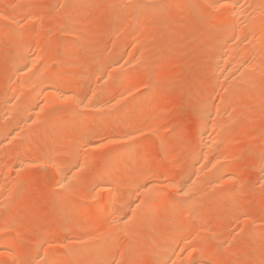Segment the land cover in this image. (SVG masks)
<instances>
[{"label": "rangeland", "instance_id": "rangeland-1", "mask_svg": "<svg viewBox=\"0 0 264 264\" xmlns=\"http://www.w3.org/2000/svg\"><path fill=\"white\" fill-rule=\"evenodd\" d=\"M72 1L73 0H64V1L63 0H0V25L2 24L0 26V129L4 128V126H7V127L9 126L10 128L14 130L17 129L18 131H21L24 128L23 129L24 131L22 130L20 132L21 134L26 132L25 133L26 136L25 134L21 135L18 132L19 137L20 136L23 137V138H19L20 140H22L21 142L18 139V137H15V138L10 137L8 139V137L6 136L4 138L5 140L8 139L7 141L1 139L2 137H0L1 139L0 141V207H1L0 208V213H1L0 214V227L2 226L0 228V231H2V228L4 230L0 232V235L5 236L8 233L7 235L8 237L6 238L9 239L15 245L18 251V254L14 253L15 256L13 257H7V256H4V254L0 255V257H2V259H0V263L1 264H9V263L10 264H19V263L23 264L21 262L29 261V264H33L32 261L29 260L31 259L30 255L31 253L33 254V250L35 251V249L37 248L35 246V244L38 243L37 241L40 242V239H42V237H44L45 235H47L48 238L59 240L58 242L59 244L57 243L59 246L56 244L57 247L56 245H54L53 247L54 249L56 248L55 249L56 252L54 251L53 248L51 249L53 254L55 252L54 255H56L63 251V248L61 249L60 247L70 245L71 242L72 244L74 242L76 243L75 240L76 239L79 240L81 238V236L79 238V236L77 237V235L78 234L81 235L85 229L87 230L85 231L84 234H88L86 235L87 237H90L91 232L95 233V235L92 234L93 236H97L106 229L105 224L103 223V217H101L103 216L102 214L101 215L100 214L89 215L86 213H82L80 215L78 212L77 205H79V203L80 204L83 203L82 204L83 206L86 205V207H88L92 205V202L96 201L95 199L97 198L96 196L98 197L104 196L103 195L104 191L101 190V187H100L101 184L98 185V183L95 182V184L97 183V185H95L94 182H92L89 178H90V175L93 173L92 170L95 171V169L97 170V168L101 169L100 166L102 167V165L105 163V158H107V156L111 153V151L118 149L119 147L123 145V143L127 145L126 144L127 142L121 141V138H120V136L122 137L121 133H123V135L125 134L123 131H125L126 128L130 130L131 128L134 130L136 129L137 132L134 130L132 131V136L134 135L133 137L135 139L133 138L131 139L132 141L131 140L130 141L132 143V146H136L137 148L140 147L141 149L137 150L138 154L135 156L136 159L133 158L130 160V163L128 162V164L125 166V170L123 169L125 172L123 171L117 177L118 179H115L112 182V184L113 185L116 184L117 189L118 190L121 189L120 190L121 192L123 191L129 192L130 188L133 187L132 186L133 184L130 185L132 183V180L130 182L129 178H132L134 174L138 175L142 173V170L145 167L144 165H150L154 169L149 174V178H152L151 180L155 181L154 183L161 182L162 184L159 183L161 184L160 188L162 189L163 187L162 190L157 189L156 191H154L155 193L157 192L159 193V196L155 199L157 200L160 197L161 199H166L167 201H173L174 199H178L179 191H182L179 189L180 183L182 182L180 185V188H181L183 187L182 184L186 183V182L183 183V181L189 179V177L193 178L196 176L193 174L194 173L193 170H196L197 167L194 168L192 165H189L190 167H193V168H190L189 166L186 167L183 164L186 163L185 161L191 156V154H193L194 150L204 148V145L201 141L200 133L198 132L199 124H200L199 113L201 112L200 110L203 109V106L201 107V105L202 104L204 105L208 99L215 103V107L211 111V113L212 112L214 113H212V116L210 115L211 116L210 118L212 120H210L209 118V122L211 121H213L212 123L217 122V118L219 120V118L221 117L220 114H222V117H221L222 120L221 118L220 120L222 122L225 120L227 124L226 126L224 125V130L225 132H228L226 137L229 135L228 137H230V140L228 141V137L226 138L228 142L226 143V146L225 144H223V142H226L222 135L223 133L219 131L222 129L224 123L221 122L222 127L221 129L218 128L219 130L217 129V127H219L220 125L219 121L218 123H216L219 125L217 126L215 124L216 127L214 129H213V126L210 125L211 127L209 126V130H208L209 132H206V136L211 135L210 137L215 138L214 137L215 135L216 138H220L217 136V134L219 135V133H221L222 135L221 140L222 139L224 140L220 142V140L218 139L221 145L220 147H218V150L221 149V147L223 148L222 145H224L223 150L225 153L221 154L222 152L221 153L219 152L218 154H221L220 156L225 155L226 157V153H227V157H229L227 159L228 164L225 161L227 166H225V168L223 169V170H226L227 172L226 171H223V172H226L225 174L228 173V175L231 174V176L228 177V180L231 179L229 181L230 183L229 182L225 183L226 182L225 180H227V175H226V178L222 180V181H225L223 182V184H222V181L221 182L219 181L220 185L218 183H214L213 180H212L213 183H211L209 181V178H207L205 181L208 180L212 185H209V183L207 184L206 182V183H203L202 190L200 189L201 188L200 187L199 189L194 191L195 196L192 201V204H191L192 207L190 208V210L193 212L192 214H194V217H195V213L196 215H199V213L202 214V215H199L201 222H200V219H195L194 221L193 220L194 218H191L192 220H189V221L187 220V222L186 221L181 222L179 217L182 214V211L184 209L183 207L181 208L179 207V209H177L178 214L175 209L172 210L170 212L171 217H169L170 215L168 216V218H171V219L165 221L164 219H162V217H164L163 213L165 212L164 213L165 215L167 212H169L168 211L169 202L167 201L164 202L165 200H162L163 201L161 202L163 203L162 205L161 203L160 204L158 203L160 206L158 204L155 205L156 207L150 206L151 210L148 211L147 213L151 216V214L154 212V214L152 215L153 216L157 215V217L159 215V218H160V215L162 214L161 215L162 220L160 219L161 222L159 223L160 220L157 219L158 222L157 221H156L157 223L155 222L157 224V225L155 224V226L153 222H151L152 216L151 218H149L150 216L147 217L144 215L148 207L145 210L141 208L138 214L139 213L142 214V215L139 214L141 219L143 215L145 219L147 218L149 219L151 224L150 222H148V219L146 220L149 223L147 224L150 225L149 227L145 225L146 223L145 224L141 223L143 221L139 219L140 217H138L139 221L138 220L135 221V226H134V223H133L134 221H133L132 224H129L131 227L129 225L120 227L119 224L116 223L117 221L116 222L115 220L113 221V218L115 216L114 217L110 216L111 210L108 211V215L112 219V221L110 220V218L106 220V225H107V221L110 220L109 225H107V228L111 224L109 228H112L115 230L114 235H113L114 239L112 237L111 249L107 253L108 254L107 258H110V259L112 258V259L108 261L111 262V264H117V263L119 264L120 263L121 264H155L154 263L156 262L155 258L156 260L158 259L157 257H155V253L154 254L149 253L150 256L148 254L147 257L144 256L140 258L139 260L137 259L136 256H139L141 254L140 253L141 248L146 249L148 247L149 245L148 241L151 240V236L153 239L150 243H152L153 240L155 241L157 238L159 239L157 241L163 245V243L165 244L166 241H168V239L169 240L172 239V236L175 232L177 234L181 232V234L188 236L189 239L193 238L192 240L190 239L188 241H185L186 243L189 242L188 243V245L190 244V246L188 247L189 249L191 246H195V245L205 246L207 244V246L205 247H207L210 252L209 259H213L215 261V264H264V181L261 180V177L264 176V171H262V169H264V164L261 163V161L264 160V109H263L264 108V105H263L264 104V77H263L264 76V59H262L263 57L261 58L260 64L262 66L260 68H259V64L257 65L258 61L256 62L257 69L259 68V71H260V69L262 68L261 72L263 71L262 73L260 72L263 75V76L261 75L262 79L260 78L261 83H260V79L254 80V79H250V77H247V80L249 81V82L248 81L245 82L247 83V85H245L244 83V85H240L238 88L232 87L231 89H228V92H227V88H230L229 87L230 84L226 85V82H224L225 80L223 78L216 79V77L218 76L217 75L218 71L216 70L217 69L216 64L218 63H216V61L212 62L211 61L212 57H210V56H215L217 53V50L213 48L211 49V42L213 41L212 39L213 36L215 38L218 15L221 14L224 8H217V9L211 8L210 6L204 4L201 0H180V1L173 0L174 3L173 2H172L173 4L170 3L169 8L166 10L167 12L164 11V12H158L156 14H151L150 10L158 5V2H156V0L146 1L143 4V6H146L144 8L145 10L146 9L147 10L143 13L138 11L139 9L136 8L138 7V5L136 3L131 2V0L129 1L119 0L121 1L122 4L124 3L122 5L119 2L121 6L117 4L118 3L117 0L115 1L113 0V2L116 4L112 3L111 6H110V2H112V0H84L81 2H79L78 0L79 3L77 2V0H74V4L72 3ZM157 1H159L160 3V0H157ZM190 1L191 3H189ZM247 1L248 0H244V1L242 0L244 4L242 2L240 4L247 5ZM260 1L263 2V0H260ZM65 2L68 8L72 4L73 6L74 5L76 6V4L78 3V5L76 6L75 13L70 10L71 7L73 6H71L69 9L65 8L66 6L64 4ZM68 2L69 3L71 2V4H68ZM98 2H100V4H98ZM187 2H188V5H187ZM249 2L250 1H248V3ZM107 5L112 7V9L109 8L110 10L109 9L107 10L108 8ZM199 7H204V9L207 10V14L203 18L202 22L199 21V18L197 17ZM19 8L21 9L19 10ZM260 8L258 9V12L261 11ZM218 9L220 11L219 13H218ZM68 10H70V13L73 12L74 15H72L73 13L70 14L71 15L70 17L66 15ZM134 10L136 12L138 11L137 13L138 15L135 14L136 12ZM111 11L115 12V14H113V12ZM261 12L258 15L256 14L255 16L256 20H260L261 23L257 26L255 25V27L251 29V34H253V31H254V34L256 36H257V33L260 31V29L261 31L263 30L261 32L262 34H260L259 37L261 35L262 36L264 35V19L263 17L261 18V16H264V9ZM11 13L12 15L10 16ZM16 13L18 17H16ZM134 14H135L136 20L133 19ZM215 14L216 15L218 14V15L216 16ZM3 18L5 19L7 18V20ZM12 19L14 21L17 19L16 20L17 23L15 21V24H14V21H12ZM19 20L21 21V23L19 22ZM31 20L32 22H30ZM3 24H4V27H3ZM70 26H71V29H69ZM14 27H17V28H14ZM72 28H75L74 29L75 32L71 31L72 33H70V30H72ZM37 35H38V38H37ZM256 36H255L256 42L254 41V43H251L247 41L249 43L248 45L251 44L253 47L255 46V43H256V45L258 44V46H255V47H257V49L260 47L259 49L263 51L264 47L262 46H264V42H258L257 39L259 37L258 36L256 37ZM247 42H244V43L247 44ZM7 43H9V45ZM229 43L234 44L236 43V40H234L233 42L229 41ZM244 43L242 45L240 44L242 48L244 46ZM237 45H234V47L237 46L236 53H235L236 56H234V59H237L236 61L238 62V59L239 61L240 59L244 60V56H247L245 59L249 57L250 60L249 58L247 59L248 60L247 62L241 60L239 64L243 62L244 66L247 67L249 63H252L250 64L251 65L250 68H252V66H254L255 68L256 66L253 64L255 61L253 60L254 62L253 61L251 62L252 58L255 57V55H253V50L250 52V49L252 48L251 45L244 46L247 52L246 51L243 52L245 53L244 56L241 54L243 58H240L239 53L243 51L244 48L241 50L240 49L241 47L239 46V44ZM29 47H31V49H29ZM23 49L27 52L26 54H24L25 51H23ZM28 49L30 51H28ZM237 50H239L238 53H237ZM254 51L256 52V50ZM29 52L31 53L29 54ZM258 52H260V50L257 51V53ZM33 53H35L34 55L36 56L39 55L38 53H40V55L43 56L44 58L48 57V62L46 63V69L47 68H48L47 70L53 69V71L51 70L53 74H55V72H57L58 74L59 71L61 70V72L59 73V76L61 77V79L66 85L74 86V88H77V89L80 88L79 94H77L78 96L76 95L79 101L83 100L85 102L87 100L85 103L87 105V102H89V98H90L91 99L90 104H91V101H93L92 102V105H93V103H95L97 99L98 100L100 99L99 101H101V100H104V98H106L108 100V101L105 100L107 101V104L108 102L109 104L111 103L109 105L110 114L108 113V111L104 115L98 111L93 110L92 107H90L91 105L89 103L87 106L83 104L82 106L84 107L83 109L82 108L76 109L75 105L73 104L71 100L65 101L64 98H62L64 99V101L62 99L61 101L60 99H57V101L54 100L56 102L52 101V103H49L51 101H49L47 98L43 97L42 95H39L38 98H33L34 100L33 101L31 99L33 95L31 96L32 93L29 92L30 89L28 90L27 88V89L21 90L20 88L15 86L16 85L15 83H17L20 78L19 76L17 77L14 71H10L11 70L10 68L13 67L10 65H12L13 63L12 61H14L17 58L16 55L23 54L26 56L27 54H29L33 56ZM247 53H250L252 55L250 54L248 55ZM237 54L239 57L237 56ZM261 54L262 56H264V52H262ZM10 55L12 57H10ZM49 57L50 59L52 58L53 60H50ZM207 58H210V59H207ZM256 59L260 60V58L255 57V60ZM210 61H211V64H210ZM50 62L51 64H49ZM77 63L83 65V69H81L80 71L77 70ZM113 64H115L114 67H113ZM66 65L69 66V69L67 71L62 72L63 66H66ZM244 66L243 67L241 66V67L244 68ZM254 68L252 69L255 70ZM114 69L115 70L117 69L116 72L114 71ZM13 74L15 76H12ZM107 78H111V79H108L109 80L108 81ZM114 79H116L117 82ZM249 83L250 84L252 83L254 87L251 84L249 86L252 88H250L248 86ZM219 84H221L222 87ZM11 85H14L15 87H17V89ZM83 85L86 87H84ZM95 85H97L99 89H96L97 86L95 87ZM218 85H219V90L221 91L220 93L218 92L219 91ZM87 86L89 89L87 88ZM9 87L12 91H14V89H12L14 87L17 92L13 96L14 98H12V102L14 104L18 102V105L16 104L18 108L20 107L23 108L21 105L24 103V101L25 103H30V102H27V101H30V99L32 100V103L36 102L38 103L36 105H39L40 107L46 106L45 108L41 109V113L37 118L38 120L34 117H32L30 120V116L32 115L30 116L28 115V119H26L28 121L24 119L25 117H27L26 116L27 113H29V112L25 113L24 111L27 108L28 104H26V106L25 104L23 105L25 106V109L23 108L22 111L24 114H26L24 118H22L23 115H20V114H23L20 111L21 108L15 110V107L17 106H15L13 103H12L13 105L11 106L12 109L11 107H7L5 105L6 94H7ZM100 87L102 88L101 93H100V89H101ZM107 87L112 89L110 93H106L104 91V89ZM81 88L85 90L83 89L81 90ZM87 89L90 91L88 92ZM19 90L20 92L21 91L24 92L26 95L25 94L21 95L19 93ZM63 90H65V88ZM97 90H99V92ZM256 90L258 91L257 93H256ZM93 91H95L94 93L98 92L100 95L102 94V96L104 94L106 95L103 98L102 96L100 97V95L97 93L95 95H92L94 94L92 93ZM226 93L229 94V95L227 94L229 97L226 95L227 98H226V102L224 103L221 99L222 97L225 98ZM245 93L247 96L245 95ZM17 94H18V98L22 97L23 95H25L26 97L23 96L22 98H19L22 101H20L19 99L17 101L16 99ZM144 95H147L149 97L147 98L146 96L145 98ZM250 95L252 96L250 97ZM219 96L221 99H219ZM34 97H37V95ZM137 97H139L138 98L139 101H141L142 98L144 99L143 101H141V104L143 102L145 103V104L143 103L142 105L138 107L139 114L137 113V115H139V117H137V115L133 113V110L134 111L136 110L135 112H137V109L132 110V107H131V104L134 102L132 101V99L136 98L135 100H137ZM240 97L243 99H240ZM26 98L29 100H26ZM42 98H44L45 101ZM82 98L84 99L86 98V99L84 100ZM218 99L220 100V103L222 101L224 104L220 105V103L218 102L219 101ZM149 100L151 103H149ZM67 102H71V103H67ZM226 103L229 105H225ZM29 105H33V104H29ZM144 105H147V106L149 105V107L144 106ZM3 106H5V108ZM220 106L223 108H226L225 109L226 111L224 112V109H222L221 111ZM145 107L146 109H144ZM72 108L74 110H72ZM120 108L122 110V113H120L121 111ZM7 109H8V112H7ZM17 110L20 113L19 115L18 113H16ZM142 110L145 112H143ZM74 111L81 112L80 114L82 115H79L81 117H83L84 114L88 118L91 117V115L92 117L93 116L105 117V118H102L103 121L105 122L102 124V130L95 135L94 134L92 136L90 135L91 137L89 136L87 138L85 143H83L84 145H81V142L80 144H78L79 141H73L72 139L69 141L70 143L69 142L67 143L66 141L64 142L62 140L61 143L64 142V144H61L60 145L61 147L59 148L58 145L60 144L61 139L60 140L56 139V144L58 143L59 144L56 145L57 148L55 151L52 150L56 147V146L53 147L55 143V138H58V137L60 138L62 135H67V134L64 131V129L63 130L59 129L60 132L63 131L62 134L58 133L59 130L56 129L55 130L56 132L54 131L48 136L47 126L56 119H57L56 122H58L60 120L67 119L69 117V114L72 115V114L77 113ZM216 111L217 113L215 114ZM54 112H56V115ZM13 113L15 114V120L13 118L14 117ZM150 113L151 115H149ZM11 114H12V117H11ZM49 114H50V117H48ZM18 116L20 117L22 116L21 117L22 120L21 118L19 119ZM153 116L155 117L160 116L161 117L160 123L157 124L156 122L157 118L155 119V117ZM214 116L217 118H214ZM237 116L239 118H237ZM54 117H56V119H54ZM226 117H229L231 119L228 120L229 118L226 119ZM11 120H14V121H11ZM49 120L51 121L50 123H49ZM135 120L138 122V123L136 122L137 126L140 124L138 126L139 129L137 128V126H135V123L132 122ZM130 122L134 123V126L136 128H133L134 127L133 124H132L133 127H131ZM33 123H35V125ZM14 125H17V126H14ZM225 127L227 128L225 129ZM19 128L20 129L22 128V129L19 130ZM211 128L214 130L212 131L213 134L214 132H217L213 136L211 134L212 132H210ZM31 129H33L34 132L30 134V132L32 131ZM39 130H41V134ZM73 130L74 131H70L72 134H74L75 132L77 133L78 131L77 129H73ZM53 133H54V136L52 137ZM55 133H57V135ZM109 133L111 134V136ZM29 134L31 136L33 135V137H30L31 141H28L29 139H27V141L24 140L25 138L29 136ZM50 136L53 138V140L51 139ZM107 136H110L109 138L110 141L108 140ZM11 138L13 139V141ZM153 139L156 141H154ZM44 140L47 141L46 142L47 145ZM160 140L161 142L163 140L166 141V146L164 147V149L163 148L160 149V146H161L160 145L161 142L159 143ZM89 141H91L92 144L89 143L88 145ZM50 142L52 143L50 144ZM109 142H111L112 145H109L110 144ZM217 142H216V148L217 146H219L217 145ZM128 144H130L129 141H128ZM156 144H157V148H156ZM21 145H23L24 146L23 148L27 149L28 154H30L29 156L27 155L29 160L26 159V162H29L27 163L28 167L27 166L22 167L24 168V173H23L22 168H21L22 170L20 169L19 172H17L15 169L16 167L15 157H17V153L20 151V148L23 149ZM36 145H37V148H36ZM62 145L63 146L67 145V148L65 146L63 147ZM50 146L52 147V149L50 148ZM42 147L44 149H42ZM47 148L49 149V155L53 151L54 152L52 154L54 153L57 154L58 152L57 156L55 155L53 156L51 154L54 158L57 157L56 158L57 161L58 160L62 161L64 159V156L66 155L65 152L70 153V151H73V150L75 152L73 151L74 154L72 152L71 154H73L74 156L79 153L77 159L75 158L76 161L80 160L81 157L83 158V160L81 158L82 161L80 160L77 163L76 161H74L76 164L72 161L75 164L73 166H76L75 168L77 170L80 169L78 170V172L75 170L76 171L75 177L77 175L76 178L78 180V181L73 180L75 181V185L73 181H71L70 182L71 187L69 186V188L67 189V188H62L58 184V179H59L58 173L59 172L57 173L58 170L55 169L53 165L56 161L53 159L54 162H51V160L49 161L47 159L49 157L45 155V152L48 153ZM37 149L40 152V153L38 152L40 157L36 153ZM41 149H42V152H41ZM32 152L34 156L36 154L37 155L34 157L32 155ZM62 152H64V154ZM84 152H86V154ZM42 153L45 155L44 158H46L47 161H49L51 164L49 162H46V160L43 158V155H40ZM215 153H217V151ZM215 153H213L214 156H216ZM71 154L68 156H71ZM30 157L31 159L32 158L34 159L31 160ZM223 157L224 156H222V158ZM50 158L52 159V157ZM216 158L220 159L219 155L218 157H215V159ZM43 160L45 161V164ZM96 161L99 162L98 164L100 166L96 164L97 163ZM206 161L207 159L203 160L202 163L204 162V164L201 163V165L198 166V169L200 166H203L208 163V165L205 166V168L207 167V170H206V173H207V171H210V169L208 168H213L214 166L213 163L215 162H213L214 161L213 159L212 161L213 166L210 167L211 161H208V162ZM79 162L80 163L83 162L82 165L84 166L82 167V165ZM77 165L78 167L80 166L81 168L80 167L78 168ZM95 165H96V168L94 167L95 168L94 169L93 166ZM130 165H132V167ZM180 168L182 169L181 171H180ZM198 169L195 171V174L196 172L198 173ZM213 169L211 170L213 171ZM26 171H27L26 173L27 175L31 174L30 177L24 175ZM30 171L31 173L28 174ZM203 171L205 172V170H201V173H203ZM88 172H91V174H89ZM169 172L171 173L170 175H169ZM79 173L81 176L79 175ZM191 173L193 177H191L192 175H189ZM206 173H203L204 176L203 175L202 176L205 177V175H207ZM239 173L241 174V176H239L240 175ZM225 174H223L224 177H225ZM163 176L166 177V179L163 178ZM76 178H73V179H76ZM168 179H170V181H168ZM172 180H175V183L181 180L180 183H177L179 184L178 188L171 186V184L174 182ZM199 182L201 183V181ZM128 184L130 185L129 186L130 188L126 187L128 186ZM204 184H207L209 186L206 185L207 187L205 186L204 188ZM221 185L222 186L225 185L224 186L225 190H226V186H228L227 190H232L234 188L232 190L233 192H231L232 193L230 196L231 199H228L230 201L224 204L218 201L221 195L220 191L222 192V190H224L223 188H221ZM229 185H231V187ZM147 186L149 187V185ZM122 187H126V188L123 190ZM139 189H140V192L139 190L136 191V195L134 192L132 194L133 197L129 198V200L130 199L133 200L134 198L133 201L129 202V203L132 202L131 205L133 203H137L138 199H139L138 201H140L138 202V204L142 203L141 201H143V203L147 201V199L145 198L143 194V191L147 189L145 187L139 188ZM68 190L69 191L72 190V191L68 192ZM160 191L162 193H160ZM197 193L199 194V196ZM134 195L136 198H138L137 200H135ZM196 195L198 196V198ZM120 199L119 200L122 204L126 205L127 208H130L129 207L130 204H127L128 202L126 203L125 199L124 200L122 198ZM161 199L159 201H161ZM64 200H66V203ZM19 202L22 206L24 204L25 207L24 206L21 207ZM87 203H88V206H87ZM4 204L7 207L5 206L4 208ZM230 204L231 206H228ZM223 206L224 208L226 207V209H224ZM160 207L163 209L162 210L163 213L160 210ZM131 208L134 209V207H131ZM223 209H224V212H226V214L228 215L230 214L229 217L225 213L221 215V213H223ZM3 211L5 212L3 213ZM140 211L144 213H141ZM219 212H220V217H218ZM176 214H177V220H175ZM201 216L203 218H201ZM65 218L67 219L66 222L68 224L64 223ZM70 218L72 221L70 220ZM59 219L60 220L63 219L62 222ZM153 220L155 221L156 219H153ZM65 224L67 225V227H65ZM152 224H153V227H156L157 229L160 227L159 231L161 228L162 229L167 228L168 230L170 229L172 231L169 232V234L167 233L168 235L167 234L161 235L159 236L160 238L156 237V234L154 233L157 230L156 228H153L154 231H152L153 230L151 228ZM72 225L73 226L75 225V226L72 227ZM115 225H117L118 227ZM173 225H175V228H173L174 227ZM204 226L207 229L202 230ZM199 227L201 228L198 229ZM71 228H72V231H71ZM143 228H145V230L147 231L151 230L152 231L150 233L151 236H149L150 234H146L148 232H145ZM61 229H63V231ZM141 230L143 232L142 234H139V235L136 234V232H139ZM247 230L248 231L251 230V232L250 231L248 232ZM96 232H99V233L96 234ZM144 232H145V235H143ZM191 232H193L194 234L196 233L197 235L198 233L200 234L197 237ZM76 233L78 234L76 235ZM41 234L43 236H41ZM58 234L61 236H59ZM157 234H158V231H157ZM56 235H58V239ZM75 235H76V238H75ZM147 235L150 237L149 240H148ZM1 236L0 238H2ZM82 236H83L82 238H87L84 235ZM175 236L176 234L174 235L173 238H175ZM62 237L63 238L66 237V238L63 239ZM194 237L196 238V240ZM197 239L199 240L198 242H197ZM0 240L3 241V239H0ZM62 240L64 244L61 242ZM185 242H183L182 244L183 246L182 245L180 246L181 244L180 243L178 247V249H180V247H183L180 249L181 252H183L182 254H184V251L182 250L185 247L184 246ZM145 243L147 246H145ZM1 244H3V242L0 243V248L3 246V245L1 246ZM46 245L47 244H45V247L43 245L44 249L46 248ZM143 245H144V248H143ZM155 245L157 246V248H159L158 243H155ZM155 245H152V246L155 247ZM209 245L211 246V248L209 247ZM97 250L99 251V253ZM96 251H97V255H96L97 259H99V261L96 264H101L102 262L100 263V260L103 257V248L99 249L98 247ZM215 251L219 253L214 254ZM155 252H156V247H155ZM188 252L185 251L186 254L182 255V259L184 258V261H182L181 259L179 260L174 259V261L171 260L172 262L171 261L170 262L172 264H184V263L186 264V262L188 261V257H186L188 255ZM10 253L12 254L13 252H10ZM20 256L21 257L23 256V257L21 258ZM85 257H87L86 260L84 259L85 261H81L80 258H79L80 261L77 259L69 258L65 260L62 264H79L80 262H81L80 264H82V262L85 263L86 261L88 262L86 264H91V263L94 264L97 261L96 258L95 260H93V258L90 255L89 256L85 255ZM83 258L84 256L81 257V259ZM187 264H189V261Z\"/></svg>", "mask_w": 264, "mask_h": 264}, {"label": "bare ground", "instance_id": "bare-ground-1", "mask_svg": "<svg viewBox=\"0 0 264 264\" xmlns=\"http://www.w3.org/2000/svg\"><path fill=\"white\" fill-rule=\"evenodd\" d=\"M64 1V0H63ZM81 1H84V0H79V2H81ZM115 1V0H114ZM121 1H123V0H121ZM121 1H119V0H117V4H119V6H121L120 5V3H121ZM129 1V0H128ZM146 1H151V0H131V2H133V3H136L137 5H138V7H140V8H138V7H136L137 9H139L138 11H140L141 13H143V12H145L146 10H145V8L144 7H146V6H143V4L146 2ZM152 1H154V0H152ZM175 1V0H174ZM178 1H180V0H178ZM204 4H206V5H208V6H210L211 8H224L223 10H222V12H221V14L220 15H218V20H217V26H216V33H215V38H214V36H213V41H212V39H211V49L213 48V49H215V50H217V53H216V55L215 56H210V57H212L211 58V61L212 62H214V61H216V63H218V64H216L217 66H216V70L218 71V74H217V72H216V74L218 75L217 77H216V79L218 78V79H220V78H223L225 81L224 82H226V85H228V84H230V88H227V92H228V89H231L232 87H235V88H238L240 85H244V83L245 82H247L248 80H247V77H250V79H254V80H257V79H262V72H261V69H260V71H259V68L262 66L261 64H260V62H261V58L262 59H264V56H262V52H264V49H263V51H261V49H257V47H255V46H258V44L256 45V43H255V46H253L252 47V45H251V47L253 48H251V47H249V48H251L250 49V52L253 50V55H255V57L256 58H260V60L258 59H256L255 60V57L254 58H252V60H251V62L253 61L254 63V65L256 66V62L258 61V63H257V65L259 64V68L257 69V66L254 68V66H252V68H254L255 70H253L252 68H250L251 67V65L250 64H252V63H247L248 65H247V67H245L244 66V64H243V62H241L240 64H239V62L242 60V61H248L247 59L249 58H247V59H245L247 56H244V54L245 53H243V52H245L246 50V48L244 47V46H246V45H248L249 43L247 42V41H249V42H251V43H254V41L256 42V40H255V34H254V31H253V34H254V36H253V34H251V29L253 28V27H255V25L257 26V25H259L260 23H261V21L260 20H256V14L258 15L263 9H264V0H263V2L262 1H260V0H248V1H250L249 3H248V1H247V5H243L244 4V2H242V0H201ZM244 1V0H243ZM67 2V1H66ZM66 2L64 3L66 6H65V8L67 9L68 7H67V4H66ZM76 2V1H75ZM77 2H78V0H77ZM78 2V3H79ZM120 2V3H119ZM156 2H158V5L157 6H155L154 8H152L151 10H150V13L151 14H156V13H158V12H164V11H166L168 8H169V6H170V3H172L173 2V0H160V3H159V1H157L156 0ZM177 2V1H176ZM243 3V4H240V3ZM72 3L74 4V0L72 1ZM78 3L76 4V6L78 5ZM84 3V2H83ZM112 3H114L113 2V0H112V2H110V6H111V4ZM174 3V2H173ZM172 3V4H173ZM189 3H191V1L189 2ZM225 3H227L228 5H232V4H236V5H238V7H236L235 8V10L233 11V9L229 6V7H222V5H224ZM68 4H71V2L69 3L68 2ZM73 4L71 5V6H73ZM81 4V3H80ZM98 4H100V2H98ZM97 4V5H98ZM114 4H116V3H114ZM113 4V5H114ZM122 4V3H121ZM124 4V3H123ZM122 4V5H123ZM246 4V3H245ZM83 5V4H82ZM112 5V6H113ZM132 5V4H131ZM134 5V4H133ZM187 5H188V2H187ZM71 6H69V8L71 7ZM76 6L74 5L73 7H71V11H73L74 13H75V10H76ZM80 6V5H79ZM110 6H108L107 5V10L109 9V8H111L112 9V7H110ZM119 6H117V7H119ZM175 6V5H174ZM181 6V5H180ZM261 7V8H260ZM24 8V7H23ZM22 8V9H23ZM68 8V9H69ZM81 8V7H80ZM182 8V7H181ZM185 8V7H184ZM261 9V11L260 12H258V9ZM21 8H19V10H20ZM136 9V10H137ZM149 9V8H148ZM183 9V8H182ZM16 10V9H15ZM70 10H68V12H67V14L66 15H68L69 17L71 16L70 14H72L73 12H71L70 13ZM81 10V9H80ZM107 10H105V11H107ZM110 10V9H109ZM115 11V10H114ZM135 11V10H134ZM138 11L135 13V14H137L138 13ZM11 12V11H10ZM111 12H113V11H111ZM116 12V11H115ZM115 12H113V14H115ZM139 12V13H140ZM148 12V11H147ZM167 12V11H166ZM220 11H219V9H218V13H219ZM24 13V12H23ZM74 13L72 14V15H74ZM118 13V12H117ZM131 13H133V12H131ZM185 13V12H184ZM262 13V12H261ZM13 14H15V13H13ZM110 14V13H109ZM113 14H111V15H113ZM135 14H134V17H133V19H135L136 17H135ZM207 14V10L206 9H204V7H199V9H198V13H197V17L199 18V21H201L202 22V20H203V18L205 17V15ZM211 14H213V13H211ZM12 15V13L10 14V16ZM19 15V14H18ZM117 15V14H116ZM138 15V14H137ZM162 15V14H161ZM216 15V14H215ZM216 15V16H217ZM21 16V15H20ZM67 16V17H68ZM213 16V15H212ZM5 17V16H4ZM8 17V16H7ZM16 17H18L17 16V13H16ZM138 17V16H137ZM263 17V19H264V16H261V18ZM9 18H11V17H9ZM214 18V17H213ZM212 18V19H213ZM3 19H5V18H3ZM13 19H14V17H13ZM12 19V21H14ZM25 19V18H24ZM28 19V18H27ZM260 19V18H259ZM5 20H7V18L5 19ZM9 20V19H8ZM17 20V19H16ZM15 20V21H16ZM136 20V19H135ZM15 21H14V24H15ZM133 21V20H132ZM19 22L21 23V21L19 20ZM30 22H32V20L30 21ZM67 22V21H66ZM16 23H17V21H16ZM26 23V22H25ZM166 23V22H165ZM27 24H28V22H27ZM31 24V23H30ZM29 24V25H30ZM2 25V24H1ZM0 25V26H1ZM17 25V24H16ZM13 26V25H12ZM18 26V25H17ZM3 27H4V24H3ZM20 27V26H19ZM25 27V26H24ZM30 27V26H29ZM76 27V26H75ZM141 27V26H140ZM262 27V26H261ZM14 28H17V27H14ZM35 28V27H34ZM258 28H260V27H258ZM257 28V29H258ZM32 29V28H31ZM69 29H71V26H70V28ZM74 29L75 28H72V30H70V33H72L71 31H73V32H75L74 31ZM11 31V30H10ZM36 31V30H35ZM256 31V30H255ZM263 31V30H262ZM261 29H260V33L258 32L257 33V36L259 37V35L260 34H262L261 32ZM16 32V31H15ZM14 32V33H15ZM72 35V34H71ZM149 36V35H148ZM151 36V35H150ZM256 36V37H257ZM74 37V36H73ZM17 38V37H16ZM36 38V37H35ZM34 38V39H35ZM37 38H38V35H37ZM13 39V38H12ZM234 40H236V43H229V41L231 42H233ZM36 41V40H35ZM257 41L258 42H264V35L262 36H260L258 39H257ZM10 42H11V40H10ZM13 42V41H12ZM37 42V41H36ZM244 42H247V44L246 43H244ZM210 43V42H209ZM208 43V44H209ZM244 43V46H243V48H244V50L243 51H241L240 53H239V55H240V58H243V56H244V60L243 59H240V61H239V59H238V62L236 61L237 59H234V56H236V49H237V44H239V46L241 47V45ZM8 45H9V43H7ZM241 44V45H240ZM260 44V43H259ZM234 45H237V46H235L234 47ZM250 45H248V46H250ZM254 45V44H253ZM261 45V44H260ZM15 46V45H14ZM29 46H30V44H29ZM41 46V45H40ZM13 47V46H12ZM11 47V48H12ZM39 47V46H38ZM262 47H264V46H262ZM10 48V49H11ZM32 48H34V47H32ZM242 47L240 48L241 50L243 49ZM15 49V48H14ZM29 49H31V47H29ZM28 49V51H30ZM45 49V48H44ZM37 50V49H36ZM41 50H43V49H41ZM254 50H256V52L254 51ZM260 50V52H258L257 53V51H259ZM6 51V50H5ZM15 51H17V50H15ZM23 51H25L24 49H23ZM22 51V52H23ZM14 52V51H13ZM36 52V51H35ZM239 52V50H237V53ZM247 52V51H246ZM11 53V52H10ZM27 52L25 51L24 52V54H26ZM31 52H29V54H30ZM41 53V52H40ZM40 53H38L39 55H34L35 53H33V56L32 55H29V54H27L26 56L25 55H23V54H20V55H16L17 56V58L14 60V61H12L13 63H12V65H10V66H13L12 68H10L11 70L10 71H14L15 73H16V75H17V77L19 76V81L17 82V83H15L16 85L15 86H17L18 88H20L21 90H23V89H27L28 88V90H29V92L30 93H32L31 94V99L33 100V98H38L39 97V95H42L43 97H45V98H47L49 101H51V102H49V103H52V101H54V100H56L57 101V99H60V101H61V99L62 98H64L65 99V101H69V100H71L72 102H73V104L75 105V107H76V109L78 108V109H80V108H84V107H82L83 106V104L84 105H86L85 103H86V101L84 102L82 99H84V98H82V99H80V100H82V101H79V99L77 98V94H79V89H77V88H74V86H69V85H66L64 82H63V80L61 79V77L59 76V73L61 72V70L59 71V73L57 74V72H55V74H53V69H51V70H47L46 69V63L48 62V57H43V56H41L40 55ZM45 53V52H44ZM143 53V52H142ZM255 53V54H254ZM235 54V55H234ZM243 56H242V55ZM248 55L250 54V53H247ZM12 55V54H11ZM10 55V57H12ZM250 55H252V54H250ZM237 56H238V54H237ZM239 57V56H238ZM237 57V58H238ZM251 57V56H250ZM236 58V57H235ZM49 59H50V57H49ZM207 59H210V58H207ZM50 60H53L52 58L50 59ZM249 60H250V58H249ZM207 61V60H206ZM211 61H210V64H211ZM52 62V61H51ZM51 62L49 63V64H51ZM116 62V61H115ZM9 63V62H8ZM97 63V62H96ZM245 63V62H244ZM116 64V63H115ZM115 64H113V67H114V65ZM241 64H243V65H241ZM65 65V64H64ZM79 65V66H78ZM117 65V64H116ZM9 66V65H8ZM72 66V65H71ZM244 66V68H242V67ZM50 67V66H49ZM52 68H53V66H52ZM8 69V68H7ZM13 69V70H12ZM69 69V66L68 65H66V66H63V71L62 72H64V71H67ZM81 69H83V65H81V64H78L77 63V70H81ZM89 69V68H88ZM257 69V70H256ZM57 70H59V69H57ZM117 70V69H116ZM116 70L114 69V71L116 72ZM252 70V71H251ZM9 71V72H10ZM51 72H52V74H51ZM92 72V71H91ZM113 72V71H112ZM261 72V73H260ZM105 73V72H104ZM103 73V74H104ZM117 73H118V71H117ZM262 75V76H261ZM12 76H15L14 74L12 75ZM106 76V75H105ZM115 76V75H114ZM116 77H117V75H116ZM264 77V76H263ZM27 78V79H26ZM31 78V79H30ZM108 79H111V78H107V80ZM116 79H118V78H116ZM116 79H114L115 81H116ZM261 79H260V83H261ZM18 80V79H17ZM102 80H103V78H102ZM105 80V79H104ZM109 81V80H108ZM223 81V80H222ZM228 81V82H227ZM259 81V80H258ZM11 82V81H10ZM99 82V81H98ZM117 82V81H116ZM118 82H119V80H118ZM220 82V81H219ZM249 82V81H248ZM100 83V82H99ZM99 83H98V85H99ZM252 84V83H251ZM250 83L248 84V86L249 85H251ZM258 84H259V82H258ZM263 84V83H262ZM125 85H127V84H125ZM214 85V84H213ZM220 86H221V84H219ZM219 85H218V90H219ZM224 85V84H223ZM245 85H247V83H245ZM11 86H14V85H11ZM14 86V87H15ZM84 86V85H83ZM97 85H95V87H96ZM102 86V85H101ZM247 86V87H248ZM252 86H253V84H252ZM12 88V89H14V91H12L11 89H10V87L8 88V91H7V94H6V100H5V105L7 106V107H11L14 103L12 102V98H14L13 96L17 93L16 92V90H15V88L17 89V87H15V88ZM84 87H86V86H84ZM94 87V88H95ZM125 87V86H124ZM222 87V86H221ZM246 87V86H245ZM250 87V86H249ZM254 87V86H253ZM257 87V86H256ZM65 88V90H63ZM87 88H88V86H87ZM101 88V87H100ZM213 88V87H212ZM224 88H226V87H224ZM250 88H252V87H250ZM67 89V90H66ZM83 88H81V90H82ZM89 89V88H88ZM87 89V90H88ZM91 89V88H90ZM96 89H99L98 88V86H97V88ZM221 89V88H220ZM263 89V88H262ZM83 90H85V89H83ZM250 90V89H249ZM258 90H259V88H258ZM18 91V90H17ZM26 91V90H25ZM90 90H88V92H89ZM96 91V90H95ZM95 91H93L92 93H94ZM98 92H99V90H97ZM104 91L106 92V93H110L111 91H112V89H110V88H105L104 89ZM213 91H214V89H213ZM223 91V90H222ZM225 91H226V89H225ZM224 91V92H225ZM22 92V91H21ZM20 92V90H19V93L22 95V94H25L24 92H22L21 93ZM98 92H96L97 94H99ZM102 92V88L100 89V93ZM212 92V91H211ZM219 93L221 92L220 90L218 91ZM250 92V91H249ZM253 92V91H252ZM258 91L256 90V93H257ZM96 93H94V94H92V95H95ZM213 93V92H212ZM211 93V94H212ZM27 94H28V92H27ZM104 94V93H103ZM218 94V93H217ZM224 94V93H223ZM228 93H226L225 94V98H223L222 97V99L220 98V96H219V99H221L224 103L226 102V98H227V96L229 95H227ZM251 94H253V93H251ZM26 95V94H25ZM25 95H23V96H25ZM30 95V94H29ZM37 95V97H34V96H36ZM77 95V96H76ZM100 95V94H99ZM105 95L106 94H104L103 96H102V94L100 95V97L102 96V98L103 97H105ZM108 95V94H107ZM215 95V94H214ZM227 95V96H226ZM245 95H246V93H245ZM22 96V97H23ZM145 96V98H146V96L147 95H144ZM247 96V95H246ZM252 95H250V97H251ZM22 97H19V98H22ZM26 97V96H25ZM24 97V98H25ZM149 96H147V98H148ZM229 97V96H228ZM232 97V96H231ZM18 94H17V101H18ZM99 98V97H98ZM138 98L139 97H137V100H135L134 98V100L132 99V101H134L133 103H134V105H133V103L131 104V107H132V110L133 109H137V112H135L134 110H133V113L135 114V115H137V113H138V107L140 106V105H142L141 104V101H143L144 99L142 98L141 99V101H139L138 100ZM29 99H30V97H29ZM29 99H27L26 98V100H29ZM30 99V101H27V102H30V103H25V101H24V103L21 105V104H19V105H21L24 109H25V106H26V104H33V105H27V108L24 110L25 111V113H27V112H29V113H27V115L26 114H24L23 113V108H18V102L16 103V104H14L15 106H17V107H15V110L16 109H20V111L23 113V114H20L19 113V111L17 110V112L16 111H14V112H16V113H18V115L20 114V115H23V117L22 118H24L25 117V115L27 116V117H25L24 119L26 120V119H28V115L30 116V115H32V116H30V120H31V118L32 117H34V118H38V116L40 115V113H41V109L42 108H45V107H40L39 105H36V104H38V103H32V100ZM43 100H44V98H42ZM64 99H62L63 101H64ZM86 99V98H85ZM84 99V100H85ZM88 99V98H87ZM157 99V98H156ZM156 99H155V101H156ZM207 99V98H206ZM218 99V100H219ZM240 99H243V98H241L240 97ZM244 99H246V98H244ZM15 100V99H14ZM20 100V99H19ZM42 100V101H43ZM90 98H89V102H87V105H88V103L90 104ZM100 100V99H99ZM98 99H97V101L95 102V103H93V105H92V102L93 101H91V106L90 107H92V109L93 110H95V111H98V112H100L101 114H106L107 113V111H108V113L110 114V109H109V105L111 104H109V102H108V104H107V99L106 98H104V100H101V101H99ZM105 100H107V101H105ZM218 100H216V101H218ZM20 101H22V100H20ZM34 101V100H33ZM36 101V100H35ZM45 101V100H44ZM56 101H54V102H56ZM59 101V100H58ZM59 101V102H60ZM103 101V102H102ZM105 101V102H104ZM148 101V100H147ZM147 101H146V103H147ZM215 101V100H214ZM221 101V103H220V100L218 101L219 103H220V105H222V104H224L223 102ZM245 101V100H244ZM244 101H243V103H244ZM39 102V101H38ZM58 102V103H59ZM111 102V101H110ZM203 102H204V100H203ZM217 102V103H218ZM228 102V101H227ZM13 103V104H12ZM46 103H48V102H46ZM57 103V104H58ZM67 103H71V102H67ZM106 103V104H105ZM149 103H151L150 102V100H149ZM153 103V102H152ZM229 103V102H228ZM242 103V104H243ZM25 104V106H23ZM35 104V105H34ZM40 104V103H39ZM55 104V103H54ZM53 104V105H54ZM129 104V103H128ZM145 104V103H144ZM43 105V104H42ZM41 105V106H42ZM47 105V104H46ZM71 105V104H70ZM74 105H73V107H74ZM86 105V106H87ZM133 105V106H132ZM150 105V104H149ZM149 105L147 106V105H144V106H147V107H149ZM217 105V104H216ZM225 105H229V104H225ZM264 105V104H263ZM72 106V105H71ZM127 106V105H126ZM152 106V105H151ZM203 106V109L202 110H200L201 112L199 113V122H200V124H199V133H200V137H201V141H202V143H203V145H204V148H201V149H197V150H194V152H193V154H191V156L185 161L186 163H184L183 165H185L186 167H188L189 165H192L194 168L195 167H197L196 168V170L198 169V166L199 165H201V163H202V161L203 160H206L207 159V161L206 162H208V161H211L210 163H211V166L210 167H212L213 165H212V161H213V159H214V161L213 162H215V163H213L214 164V166H213V168H208V169H210V171H207V173H206V170H207V167L205 168V166H207L208 165V163L207 164H205V165H203V166H200L199 167V169H198V173L196 172V174H195V171L196 170H193L194 171V175H196L195 177H193V175H192V173L191 174H189V175H192L191 177H193V178H190L189 177V179H187V180H185V181H183V183L184 182H186L185 184H182L183 185V187H181L180 188V185H181V183H180V181L182 180H180V181H177L176 183H175V180H172V181H174L172 184L171 183H169V184H171V186H173V187H177L178 188V185L179 184H177V183H180V185H179V189L180 190H182V191H179V197H178V199H171V200H173V201H167L166 199H161V197L159 198V199H155V198H157L158 196H159V193L157 192V193H155L154 191H156L157 189L159 190V189H161L160 188V185L162 184L161 182H158V183H154L155 181H152L151 179L152 178H149V174L153 171V169L154 168H152L150 165H144L145 167L143 168V170H142V173H140V174H134L133 176H132V178H129V180H130V182H131V180H132V183L130 184V185H132L133 187L132 188H130L129 186V184H128V186H126V187H129L130 188V191L128 192H124L123 190L126 188V187H122V191L123 192H121L120 190L121 189H117V187H116V184H112V182L115 180V179H118L117 177L125 170V166L128 164V162L130 163V160L131 159H133V158H135L136 159V155L138 154V152H137V150H139V149H141L140 147L139 148H137L136 146H132V143H131V139H133L134 137V135L132 136V131L134 130V129H132L131 128V130L130 129H125V131H123L125 134L123 135V133H121V135H122V137L120 136V138H121V141H126L127 143V145H125V143H123V145L121 146V147H117L118 149H116V150H113V151H111V153L107 156V158H105V163L102 165V167H103V169H102V167L98 164L99 162H97L96 164H98V166H100V168L101 169H99V168H97V170L95 169L96 168V165L95 166H93V168L95 169V171L94 170H92V174H91V172H88L89 174H91L90 175V180L92 181V182H94V184H95V182H97L98 183V185H100V187H101V190H103L104 191V193H103V195L104 196H102V197H98V196H96L97 198H95L96 199V201H94V202H92V205L91 206H88V203H87V206L88 207H86V205L85 206H83L82 204H80L79 203V205H77V207H78V212H79V214L81 215L82 213H86V214H89V215H91V214H102L103 216H101V217H103V223L105 224V227H106V229L103 231V232H101V234H99V235H97V236H93L92 234H94L95 235V233H93V232H91V235H90V237H87L86 235H88V234H84L85 233V231L87 230V229H85L84 230V232L80 235V234H78V233H76V235H77V237L79 236V238H80V236H81V238L79 239V240H75L76 241V243L74 242L73 244H72V242H71V244L70 245H66V246H63V247H60L61 249L63 248V251L61 252V253H58V251L60 250L59 248V250L57 251V253L58 254H56V255H54L55 254V252H56V248L54 249L53 247H54V245H56L58 242H59V240H55V239H51V238H48L47 237V235H45L44 237H42V239H40V242L39 241H37L38 243H36L35 244V246L37 247L36 249H35V251L33 250V254L31 253V259H29V260H31L32 261V263L33 264H44V261H48L49 262V264H62L65 260H67V259H69V258H72V259H77V260H79V258H80V260L81 261H85L86 260V258L87 257H85V255L86 256H91L92 258H93V260H95V258L97 259V251H96V249H98V247H99V249L100 248H103V257L101 258V260H100V263L101 264H108V263H110L111 264V262H109L111 259L110 258H107V256H108V251L111 249V243H112V237H113V235H114V232H115V230L114 229H112V228H109L110 226H111V224H110V226H108V228H107V225H109V222H110V220L112 221V219L109 217V215H108V211H110L111 210V213H110V216H115L114 218H113V221L115 220V222L116 223H118L119 224V226L121 227V226H128L129 224H132V222L134 223V226H135V221L136 220H138L139 221V219H141V217H140V215H142V214H138V212H139V210L142 208V209H146L147 207V211L144 213V212H142V211H140L141 213H144V215L145 216H150L149 214H147L148 213V211H150L151 210V208H150V206H152V207H154L155 205H157L158 203L160 204L161 202H163L162 200H165L164 202H169L168 204V206H169V212H167L165 215H164V213H163V209L160 207V210L162 211V213H163V216L164 217H162V219H164L165 221L166 220H169V219H171V218H168V216L170 215V212L172 211V210H176V212H177V209H179V207L181 208V207H183L184 209H183V211H182V214L180 215V217H179V219H180V221L181 222H184V221H186L187 222V220L189 221V220H192L191 218H194L193 220L195 221V219H200L199 217V215H202V214H200L199 213V215H196V213H195V217H194V214H192L193 212L190 210V208L192 207L191 206V204H192V201H193V199H194V196H195V190H197V189H199L200 187V189L202 190V188H203V183H206L207 182V184L209 183V185H212L211 183H220L222 180H224V178H226V175H227V180H225V181H222V184H223V182H225V183H227V182H229L231 179H229L228 180V177L229 176H231V174L230 175H228V173L227 174H225L227 171L226 170H223L224 168H225V166H227L226 165V163L228 162L227 161V159L229 158V157H227V153H226V157H225V155H222V156H224L223 158H222V156H220L221 154H224L225 152H224V150H223V148H224V145H222L223 146V148L221 147V149H222V151H221V149H219L218 150V147H220L221 145H220V143H219V140H220V142H222V140H224L225 139V141L226 142H223V144H225V146H226V143H228L227 142V140H226V138L229 136H227L226 137V135H227V133L228 132H225V130H224V125L226 126L227 124H226V122H225V120L222 122L221 120H222V114H220L221 115V120H220V118H219V120H218V118L217 117H215L214 116V118H217V122H215V123H212L213 121H211V122H209V118L212 116V113H214V112H212L211 113V111L213 110V108L215 107V103L213 102V101H210V100H208L207 99V101L205 102V104L203 105H201V107ZM4 108H5V106H3ZM112 107V106H111ZM125 107V106H124ZM226 107V106H225ZM229 107V106H228ZM51 108V107H50ZM122 108V107H121ZM121 108H120V110H121ZM160 108H162V107H160ZM220 110L222 111V109H224V112L226 111L225 109L226 108H223V107H221L220 106ZM263 108V107H262ZM11 109H12V107H11ZM14 109V108H13ZM71 109V108H70ZM69 109V110H70ZM125 109V108H124ZM142 109V108H141ZM144 109H146V107L144 108ZM264 109V108H263ZM48 110V109H47ZM57 110V109H56ZM55 110V111H56ZM72 110H74L73 108H72ZM126 110V109H125ZM216 110V109H215ZM219 110V109H218ZM219 110V111H220ZM227 110H229V109H227ZM12 111V110H11ZM143 111V110H142ZM141 111V112H142ZM7 112H8V109H7ZM71 112V111H70ZM74 112H77V113H75V114H77V115H75V114H72V115H70L69 114V117L67 118V119H65V120H60L58 117V119L60 120V121H58V122H56V117H54V119H56V120H54V121H50L49 120V125L47 126L48 127V130H47V135L49 136V134H51L52 132H54L56 129H61V130H63L64 129V131L66 132V134L67 135H62L60 138L58 137V138H55V143H54V146L53 147H55L56 145H58L59 143V141L57 142L58 144H56V139L57 140H60V144L58 145L59 146V148L61 147L60 145L61 144H64V142L66 141L67 143L72 139L73 141H79L78 142V144H80V142H81V145H84L83 143H85V141L87 140V138L91 135H95V134H97L98 132H100L101 130H102V124L103 123H105L104 121H103V119L102 118H105V117H102V116H93L92 117V115H91V117H86V115H85V117H84V115H83V117H81V116H79V115H82V114H80L81 112H78V111H74ZM143 112H145V111H143ZM11 113V112H10ZM53 113V112H52ZM55 113V115H56V112H54ZM79 113V114H78ZM120 113H122V110L120 111ZM132 113V112H131ZM217 113V111L215 112V114ZM223 113V112H222ZM227 113V112H226ZM234 113V112H233ZM14 114V113H13ZM47 114V113H46ZM50 114H51V112H50ZM50 114H49V116L48 117H50ZM108 114V115H109ZM127 114V113H126ZM139 114V113H138ZM239 114V113H238ZM54 115V114H53ZM98 115V114H97ZM140 115H142V114H140ZM149 115H151V113L149 114ZM154 115V114H153ZM211 115V116H210ZM241 115V114H240ZM240 115H239V117H240ZM46 116V115H45ZM148 116V115H147ZM146 116V117H147ZM225 116V115H224ZM235 116V115H234ZM11 117H12V114H11ZM10 117V118H11ZM20 116H18V118L20 119L21 118ZM137 117H139V115H137ZM151 117V116H150ZM153 117H155V116H153ZM152 117V118H153ZM163 117V116H162ZM230 117H232V116H230ZM238 116H237V118H239ZM252 117V116H251ZM14 120H15V114H14ZM12 118V119H13ZM22 118H21V120H22ZM33 118V119H34ZM157 118V120H156V122H157V124L158 123H160V116L159 117H155V119ZM229 117H226V119H228ZM18 119V120H19ZM35 119V120H36ZM39 119H40V117H39ZM46 119V118H45ZM163 119V118H162ZM223 119H224V117H223ZM231 118H229L228 120H230ZM233 119V118H232ZM240 119H241V117H240ZM239 119V120H240ZM14 120H11V121H14ZM17 120V121H18ZM38 120V119H37ZM210 120H212L211 118H210ZM227 120V121H228ZM26 121H28V120H26ZM34 121V120H33ZM42 121H43V119H42ZM45 121V120H44ZM139 121V120H138ZM153 121H155V120H153ZM218 121H219V124H216V123H218ZM32 122V121H31ZM132 122H134L135 123V126H137L136 124L138 123L136 120L135 121H132ZM132 122H130L131 124V127H133L134 126V123H132ZM137 122V123H136ZM224 123L223 124V127L221 126V124L222 123ZM20 123H21V121H20ZM23 123V122H22ZM29 123V122H28ZM210 123H212V124H210ZM25 124V123H24ZM26 124H27V122H26ZM30 124V123H29ZM34 125H35V123H33ZM132 124H133V126H132ZM218 126L219 125V127H217V129L218 128H220L221 129V127H222V129L221 130H219L221 133H223L222 135H223V137H224V139H222L221 140V133H219V135L217 134V136L218 137H220V138H216V136L214 135L215 133H217V132H214V134H213V132L212 131H214L213 129L216 127V125ZM8 125H10V124H8ZM13 125V124H12ZM18 125V124H17ZM17 125H14V126H17ZM47 125V124H46ZM129 125V124H128ZM140 125V124H139ZM138 125V126H139ZM213 126V129L211 128V131L210 132H212L211 134H212V136L214 135V137L218 140V142H217V140L215 139V138H212V137H210V136H206V132H209L208 130H209V126ZM215 125V126H214ZM111 126V125H110ZM133 127V128H136V127ZM137 126V128L139 129V127ZM142 126H143V124H142ZM142 126H140V127H142ZM155 126H157V125H155ZM210 126V127H211ZM7 126H4V128H2V129H0V137H2L1 139H3V140H5V138L4 137H8V139L10 138V137H18V139L19 138H23L22 136H20L19 137V133L24 129H20L19 128V130H21V131H18L17 129L16 130H14V129H12V128H10L9 126L6 128ZM22 127V126H21ZM24 127V126H23ZM128 127V126H127ZM27 128V127H26ZM129 128H130V126H129ZM227 127H225V129H226ZM66 129V130H65ZM73 129H77L78 131H77V133L75 132H73L74 134H72L70 131H74ZM32 130V131H31ZM30 131V134L32 133V132H34L33 131V129H31ZM113 130V129H112ZM24 131V130H23ZM26 131V130H25ZM40 131V134H41V130H39ZM46 131V130H45ZM127 131V132H126ZM134 131H136V129L134 130ZM217 131V130H216ZM227 131V130H226ZM19 132V133H18ZM56 132V131H55ZM63 132V131H62ZM62 132H60V130L58 131V133H60V134H62ZM70 132V133H69ZM137 132V131H136ZM23 133V132H22ZM26 133V132H25ZM25 133H23V134H25ZM27 133H29V132H27ZM107 133V132H106ZM112 133V132H111ZM21 134V133H20ZM23 134H21V135H23ZM29 134V136L27 137V138H25L24 140H26L27 141V139H29L28 141H31L30 139V137H33V135L31 136ZM56 135H57V133H55ZM110 134V133H109ZM230 134V133H229ZM46 135V136H47ZM25 136H26V134H25ZM54 136V133H53V135H52V137ZM60 136V135H59ZM90 136V137H91ZM110 136H111V134H110ZM110 136H107L108 137V140L110 141ZM115 136V135H114ZM51 137V136H50ZM51 137V139L53 140V138ZM116 137V136H115ZM11 138V139H12ZM165 138V137H164ZM209 138H210V140H209ZM212 138V139H211ZM1 139H0V141H1ZM7 139V138H6ZM7 139V140H8ZM33 139V138H32ZM35 139V138H34ZM41 139H42V137H41ZM135 139V138H134ZM157 139H158V137H157ZM161 139H163V138H161ZM167 139V138H166ZM7 140H5V141H7ZM15 140V139H14ZM20 140V139H19ZM24 140H23V142H24ZM47 140H48V138H47ZM64 141L63 143H61V141ZM115 140V139H114ZM131 140V141H130ZM154 140V139H153ZM168 140V139H167ZM212 140V141H211ZM214 140V141H213ZM230 140V137H228V141ZM10 141V140H9ZM8 141V142H9ZM12 141H13V139H12ZM22 140H20V142H21ZM33 141V140H32ZM45 141V140H44ZM51 141V140H50ZM128 141H129V143L130 144H128ZM154 141H156V140H154ZM11 142V141H10ZM34 142H35V140H34ZM47 141H45V143H46ZM108 142V141H107ZM151 142V141H150ZM161 142V140L159 141V143ZM214 142H215V144H214ZM216 142H217V145H219V146H217V148H216ZM30 143V142H29ZM49 143V142H48ZM52 142H50V144H51ZM70 143V142H69ZM72 143H74V142H72ZM87 143V142H86ZM89 143H91V141H89L88 142V145H89ZM110 144L109 145H112L111 144V142H109ZM112 143H114V142H112ZM23 144V143H22ZM49 144V145H50ZM76 144V143H75ZM92 144V143H91ZM108 144V143H107ZM155 144V143H154ZM27 145V144H26ZM38 145V144H37ZM37 145H36V148H37ZM40 145V144H39ZM46 145H47V143H46ZM45 145V146H46ZM87 145V146H88ZM153 145V144H152ZM161 146H160V149L161 148H163L164 149V147L166 146V141H162L161 142V144H160ZM162 145H163V147H162ZM28 146V145H27ZM63 146V145H62ZM65 146V145H64ZM63 146V147H64ZM71 146V145H70ZM86 146V147H87ZM149 146V145H148ZM21 147L23 148L24 146L23 145H21ZM49 147V146H48ZM62 147V148H63ZM66 148H67V145L65 146ZM72 147V146H71ZM90 147H92V146H90ZM111 147V146H110ZM114 147V146H113ZM26 148V147H25ZM50 148L52 149V147L50 146ZM56 148H57V146L54 148V149H52V150H56ZM89 148V147H88ZM151 148V147H150ZM156 148H157V144H156ZM169 148V147H168ZM42 149H44L43 147H42ZM42 149H41V152H42ZM50 149V150H51ZM67 150V149H66ZM69 150V149H68ZM83 150V149H82ZM217 151V153H215L216 151ZM44 151V150H43ZM47 151H48V153H46L45 152V155L48 157L47 159L50 161L51 160V162H54L53 161V159L56 161L53 165H54V167H55V169H57L56 171H57V173L60 175H58V182H60V183H63L65 180L67 181V183H64V186L62 187V188H69V186H70V182L71 181H73V180H75V181H78L77 180V175H76V177H75V172L77 171L78 172V170H80V169H76L75 167L76 166H73V165H75L78 161H80L81 160V158H80V160H77L76 161V159H77V157H78V154H76L75 156L73 155L74 154V152L73 151H70V153H66L65 152V156L63 155L64 154V152H62L61 154L64 156V159L62 160V161H57V157L56 158H54L53 156L55 155V156H57L58 155V152H57V154H52L53 152H51V154L53 155H49V149L47 148ZM39 150L37 149V151H36V153L38 154V156H39ZM71 152L73 153V154H71ZM221 153V154H218V153ZM85 154H86V152H84ZM213 153H215V155L216 156H214V154ZM36 154V155H37ZM48 154V155H47ZM71 154V156H68V155H70ZM142 154V153H141ZM219 155V157H220V159H215V157H218V155ZM30 155V154H28V150L27 149H21L20 148V151L17 153V157H15L16 158V162H15V169H16V171L17 172H19L20 171V169L24 166H27V163H29V162H26V159L27 160H29L28 159V156ZM32 155H33V152H32ZM35 155V156H36ZM40 155H43V158L45 157V155L42 153V154H40ZM82 155V154H81ZM15 156V155H14ZM34 156V155H33ZM34 156V157H35ZM83 156H84V154H83ZM27 157V158H26ZM32 157V156H31ZM31 157H30V159H31ZM40 157V156H39ZM38 157V158H39ZM50 157H52V159L50 158ZM214 157V158H213ZM13 158V157H12ZM50 158V159H49ZM61 158V157H60ZM76 158V159H75ZM84 158H85V156H84ZM222 158V159H221ZM226 158V159H225ZM34 158H32L31 160H33ZM45 160H46V162H49V161H47V159L46 158H44ZM100 159V158H99ZM104 159V158H103ZM225 159V160H224ZM38 160V159H37ZM40 160H42V159H40ZM82 160H83V158H82ZM81 160V161H82ZM44 161V160H43ZM74 161H76V163L74 164L73 162ZM100 161V160H99ZM134 161V160H133ZM225 161H226V163H225ZM34 162V161H33ZM145 162H146V160H145ZM144 162V163H145ZM205 162V163H206ZM31 163V162H30ZM50 163V162H49ZM48 163V164H49ZM80 163V162H79ZM83 163V162H82ZM82 163H80L81 165H82ZM91 163V162H90ZM133 163V162H132ZM148 163V162H147ZM209 163V164H210ZM44 164H45V161H44ZM51 164V163H50ZM86 164V163H85ZM151 164H152V162H151ZM202 164H204V162L202 163ZM228 164V163H227ZM30 165V164H29ZM65 165V166H64ZM66 166H68V167H66ZM84 165H82V167H83ZM131 167H132V165H130ZM136 166V165H135ZM208 166V167H209ZM28 167V166H27ZM53 167V166H52ZM66 167V168H65ZM77 167H78V165H77ZM80 167V166H79ZM78 167V168H79ZM142 167V166H141ZM158 167V166H157ZM190 167V166H189ZM193 167H190V168H193ZM205 169H204V168ZM81 168V167H80ZM23 169V173H24V168H22ZM21 169V170H22ZM83 169V168H82ZM124 169V170H123ZM131 169V168H130ZM211 169H213V171L211 170ZM53 170V169H52ZM76 170V171H75ZM182 169L180 168V171H181ZM201 170H205V172L203 171V173H206L207 175H205V177H203L204 176V174L203 173H201ZM28 171V170H27ZM27 171L25 172V174L24 175H26V176H28V177H30V173H31V171L28 173V174H30V175H27L26 173H27ZM54 171V170H53ZM84 171V170H83ZM127 171V170H126ZM223 171H226V172H223ZM125 172V171H124ZM165 172H167V171H165ZM209 172V173H208ZM22 173V174H23ZM164 174H166V173H164ZM171 173L169 172V175H170ZM197 174H199V175H197ZM223 174H225V177H224V175ZM240 174V173H239ZM79 175H80V173H79ZM163 175V174H162ZM188 175V176H189ZM203 175V176H202ZM81 176V175H80ZM123 176V175H122ZM159 176V175H158ZM182 176V175H181ZM187 176V177H188ZM200 176V177H199ZM232 176H234V175H232ZM239 176H241V174L239 175ZM32 177V176H31ZM44 177V176H43ZM154 177V176H153ZM26 178V177H25ZM24 178V179H25ZM73 178H76V179H73ZM163 178H165L166 179V177H164L163 176ZM205 178V179H204ZM207 178H209V181L211 182H209L208 180L207 181H205ZM231 178H233V177H231ZM235 178H237V177H235ZM241 178V177H240ZM31 179V178H30ZM79 179V178H78ZM81 179V178H80ZM120 179V178H119ZM150 179V180H149ZM180 179V178H179ZM204 179V180H203ZM26 180V179H25ZM89 180V181H90ZM158 180V179H157ZM212 180H213V182H212ZM235 180H237V179H235ZM75 181H73V183H74V185H75ZM117 181V180H116ZM152 181V182H151ZM167 181V180H166ZM168 181H170V179H168ZM167 181V182H168ZM199 181H201V183L199 182ZM205 181V182H204ZM220 181V182H219ZM239 181V180H238ZM264 181V180H263ZM30 182V181H29ZM118 182H119V180H118ZM157 182V181H156ZM164 182V181H163ZM28 183V182H27ZM60 183H58L59 185H60ZM97 183L95 184V185H97ZM159 183H161V184H159ZM230 183V182H229ZM23 184V183H22ZM72 184V183H71ZM77 184V183H76ZM166 184V183H165ZM207 184H204V188H205V186L207 185ZM232 184V183H231ZM57 185V184H56ZM58 185V186H59ZM147 185H149V187L147 186ZM164 185V184H163ZM209 185H207V186H209ZM220 185V184H219ZM125 186V185H124ZM168 186H170V185H168ZM199 186V187H198ZM206 186V187H207ZM214 186H215V184H214ZM225 186V185H224ZM224 186H222L221 185V188H223L224 189ZM230 187H231V185H229ZM71 187V186H70ZM146 188L147 190H144L143 191V194H144V196H145V198L147 199V201L145 202V203H143V201H141L142 203H139L138 204V202H140V201H138L139 199L138 198H136L135 197V195H136V191H138L139 190V192H140V189L139 188ZM148 187V188H147ZM229 187V188H230ZM235 187V186H234ZM215 188V187H214ZM227 188H228V186H226V190L224 189V190H222V192L220 191V193H221V195H220V198H219V202H221L222 204H224V203H226V202H228V201H230V200H228V199H231L230 198V196H231V192H233L232 190L234 189H232V190H227ZM237 188V187H236ZM162 189H163V187H162ZM161 189V190H162ZM170 189V188H169ZM66 190V189H65ZM64 190V191H65ZM67 191V190H66ZM72 191V190H71ZM71 191H69L68 190V192H71ZM141 191H142V189H141ZM166 191V190H165ZM135 192V195H134V197H135V200H137V203H133L132 205H131V203H129L130 201H133L134 200V198H133V200H129V198H132L133 197V193ZM138 192V193H139ZM177 192V191H176ZM181 192V193H180ZM218 192V191H217ZM216 192V193H217ZM67 193V192H66ZM137 193V194H138ZM160 193H162L161 191H160ZM200 193V192H199ZM97 194V193H96ZM198 194V193H197ZM101 196V195H100ZM138 196V195H137ZM140 196V195H139ZM142 196V195H141ZM178 196V195H177ZM197 196V195H196ZM198 196H199V194H198ZM198 196H197V198H198ZM166 197V196H165ZM120 198H122L123 200L125 199L126 200V203L127 204H130V208H127V206L126 205H124V204H122L121 202H120ZM144 198V199H145ZM196 198V197H195ZM232 198H234V197H232ZM55 199V198H54ZM120 199V200H119ZM142 199V198H141ZM143 199V200H144ZM161 199V201H159ZM63 200V199H62ZM123 200H122V202H123ZM128 200V201H127ZM170 200V199H169ZM27 201V200H26ZM60 201H61V199H60ZM65 201V203H66V200H64ZM83 201V200H82ZM81 201V202H82ZM85 201V200H84ZM21 202V201H20ZM20 202H19V204H20ZM63 202V201H62ZM28 203V202H27ZM65 203H64V205H65ZM216 203H217V201H216ZM232 203V202H231ZM7 204V203H6ZM68 204V203H67ZM78 204V203H77ZM85 204H86V202H85ZM158 204V205H159ZM163 203H161V205H162ZM211 204V203H210ZM228 204V203H227ZM3 205V204H2ZM1 205V206H2ZM219 205V204H218ZM5 204H4V208H5ZM20 206L21 207H25V205L23 204V206L20 204ZM62 206V205H61ZM160 206V205H159ZM166 206V205H165ZM221 206V205H220ZM219 206V207H220ZM225 206H226V204H225ZM228 206H231V204L230 205H228ZM227 206V207H228ZM3 207V206H2ZM7 207V206H6ZM10 207V206H9ZM131 207H134V209H132ZM145 207V208H144ZM156 207V206H155ZM163 207V206H162ZM1 208V207H0ZM3 208V209H4ZM63 208H65V207H63ZM218 208V207H217ZM223 208H224V206H223ZM152 209H154V208H152ZM158 209H159V207H158ZM220 209V208H219ZM218 209V210H219ZM224 209H226V207L224 208ZM224 209H223V213H221V215L222 214H226V212H224ZM5 210V209H4ZM18 210H19V208H18ZM131 210V211H130ZM217 210V209H216ZM6 211V210H5ZM5 211H3V213L5 212ZM130 211V212H129ZM77 212V211H76ZM75 212V213H76ZM180 212V211H179ZM221 212V211H220ZM220 212H219V216L218 217H220ZM11 213V212H10ZM158 213H159V211H158ZM231 213V212H230ZM1 214V213H0ZM78 214V213H77ZM152 214H154V212L152 213ZM151 214V216H152V221L151 222H153V224H154V226H155V224L158 222V220L157 219H161V215H160V218H159V215H158V217H157V215H155V216H153ZM156 214V213H155ZM177 214H178V212H177ZM177 214H176V217H175V220H177ZM215 214V213H214ZM138 215V216H137ZM144 215L142 216V219H141V221H143V222H141L142 224H145V225H147L148 227L150 226V225H148L149 223L148 222H150L149 221V219H148V222L146 221L147 219H145V217H144ZM175 215V214H174ZM216 215H217V213H216ZM228 217H229V215L228 214H226ZM76 216V215H75ZM151 216L149 217V218H151ZM225 216V215H224ZM60 217V216H59ZM72 217H74V216H72ZM77 217V216H76ZM138 217H140L139 219H138ZM143 217H144V219H143ZM169 217H171V215L169 216ZM226 217V216H225ZM110 218V220L109 221H107V225H106V220H108ZM173 218H174V216H173ZM201 218H203L202 216H201ZM227 218V217H226ZM64 219V218H63ZM63 219H59L61 222H62V220ZM78 219V218H77ZM153 219H156L155 221L153 220ZM161 219V220H162ZM218 219H220V218H218ZM66 218H65V222L64 223H66V224H68L67 222H66ZM70 220H71V218H70ZM151 220V219H150ZM161 220L159 221V223L161 222ZM72 221V220H71ZM82 221V220H81ZM146 221V222H145ZM157 221V222H156ZM151 222H150V224H151ZM156 222V223H155ZM174 222H176V221H174ZM200 222H201V219H200ZM115 223V224H116ZM148 223V224H147ZM252 223V222H251ZM250 223V224H251ZM65 224V227H67V225ZM74 224H75V222H74ZM97 224V223H96ZM117 224V225H118ZM140 224V223H139ZM138 224V225H139ZM153 224H152V229L153 228H156V227H153ZM170 224V223H169ZM174 224H176V223H174ZM184 224V223H183ZM117 225H115V226H117ZM138 225H136V226H138ZM157 225V224H156ZM199 225V224H198ZM205 225V224H204ZM247 225H249V224H247ZM75 226V225H74ZM73 225H72V227H74ZM130 226V225H129ZM143 226V225H142ZM174 227L173 228H175V225H173ZM201 226V225H200ZM2 227V226H1ZM0 227V228H1ZM118 227V226H117ZM116 227V228H117ZM131 227V226H130ZM132 227H133V225H132ZM144 227V226H143ZM247 227V226H246ZM150 228V229H151ZM160 228V227H159ZM159 228L157 229L156 228V230L158 231V234H157V231H155V233L154 234H156V237H159V236H161V235H166L167 233L169 234V232H171L172 230H168L167 228L166 229H160V231H159ZM201 227H199L198 229H200ZM203 228V227H202ZM82 229H84V228H82ZM120 229V228H119ZM124 229V228H123ZM204 229H207V228H205V226H204V228L202 229V230H204ZM247 229V228H246ZM255 229V228H254ZM62 231H63V229H61ZM68 230V229H67ZM74 230V229H73ZM138 230V229H137ZM143 230H145V228H143ZM216 230V229H215ZM2 231H4L3 230V228H2ZM2 231H0V232H2ZM51 231V230H50ZM49 231V232H50ZM52 231H53V229H52ZM69 231H70V229H69ZM71 231H72V228H71ZM80 231V230H79ZM99 231V230H98ZM127 231V230H126ZM152 231H154V229L152 230ZM151 230L149 231H147V230H145V232H148V233H146V234H150L151 232H152ZM248 231V230H247ZM246 231V232H247ZM250 232H251V230H249ZM248 231V232H249ZM255 231V230H254ZM81 232V231H80ZM79 232V233H80ZM140 232V233H139ZM139 232H136V234H142L143 232H142V230L141 231H139ZM145 232H144V234L143 235H145ZM195 232V231H194ZM197 232H198V230H197ZM209 232H211V231H209ZM247 232V233H248ZM7 233V232H6ZM20 233V232H19ZM67 233V232H66ZM99 232H96V234H98ZM126 233V232H125ZM128 233V232H127ZM165 233V234H164ZM191 233H193V232H191ZM207 233V232H206ZM14 234V233H13ZM43 234V233H42ZM41 234V236H43ZM45 234V233H44ZM48 234V233H47ZM167 234V235H168ZM176 234V236H175V238H173L174 237V235ZM194 234V233H193ZM200 233H198V235H199ZM7 235H8V233H7ZM7 235H0L2 238H0V239H3V241L2 240H0V243H2L3 242V244H1V248H0V250H3V249H11V251H4L3 252V254H4V256H7V257H13V256H15V254L14 253H17L18 254V251H17V248L15 247V245L9 240V239H7L6 237H8ZM12 235V234H11ZM52 235V234H51ZM50 235V236H51ZM59 235V234H58ZM58 235H56V237H57V239H58ZM76 235H75V238H76ZM82 235H84V236H86L87 238H82L83 236ZM137 235V236H138ZM194 235H196L197 237H198V235L195 233ZM59 236H61V235H59ZM66 236V235H65ZM93 236V237H92ZM148 236V235H147ZM149 236H151V234L149 235ZM148 236V240L150 239V237ZM155 236V235H154ZM195 236V237H196ZM209 236V235H208ZM250 236V235H249ZM4 237V238H3ZM11 237V236H10ZM15 237H16V235H15ZM193 237V236H192ZM194 237V238H195ZM248 237V236H247ZM6 238V239H5ZM12 238V237H11ZM10 238V239H11ZM14 238V237H13ZM61 238V237H60ZM63 238V237H62ZM64 238H66V237H64ZM63 238V239H64ZM134 238V237H133ZM143 238V237H142ZM141 238V239H142ZM155 238V237H154ZM160 238V237H159ZM49 239H51V240H49ZM67 239H68V237H67ZM66 239V240H67ZM113 239H114V237H113ZM152 236H151V240L150 241H148L149 242V245H148V247L146 248V249H142L141 248V251H140V255L139 256H136L137 257V259L139 260L140 258H142V257H144V256H146L147 257V255L149 254V253H155V257H157L158 259L156 260V258H155V261L156 262H154L155 264H167V263H169L171 260H173L174 261V259H181L182 261H184V258L182 259V255H184V254H186L185 253V251H187L188 252V250H189V252H188V255L186 256V257H188V261H189V264H215V261L213 260V259H209V255H210V252H209V250H208V248L207 247H205V246H207V244L204 246V245H195V246H191V247H193V248H191L190 247V249L188 248L189 246H190V244L188 245V243H186L185 241H188V240H190L189 239V237L188 236H186V235H184V234H181V232L180 233H174L173 234V236H172V239L171 240H169L168 239V241H166V243L164 244L163 243V245L161 244V243H159L157 240H159V239H157L156 238V240L154 241L153 240V242L152 243H150L151 241H152ZM193 239V238H192ZM191 239V240H192ZM249 239V238H248ZM146 240V239H145ZM195 240H196V238H195ZM68 241V240H67ZM199 240L197 239V242H198ZM211 241V240H210ZM62 243H63V240L61 241ZM139 242V241H138ZM183 242H185V247H186V249H185V247H184V249L182 250V251H184V254H182L183 252H181V248H183V247H180V249H178V247H179V244H180V246L183 244ZM196 242V243H197ZM154 243V244H153ZM155 243H158L159 245H158V247L159 248H157V246L155 245ZM191 243H192V241H191ZM45 244H47L46 245V248L44 249L43 248V245H44V247H45ZM59 244V243H58ZM57 244V245H58ZM64 244V243H63ZM66 244V243H65ZM211 244V243H210ZM57 245H56V247H57ZM62 245V244H61ZM152 245H155V247H156V252H155V247L154 246H152ZM59 246V245H58ZM100 246H102V247H100ZM145 246H147L146 245V243H145ZM183 246V245H182ZM209 247L211 248V246L209 245ZM54 249V254H53V252H52V250L51 249ZM143 248H144V245H143ZM44 249V250H43ZM50 250H51V252H50ZM158 250V251H157ZM180 252H179V251ZM137 251V250H136ZM10 252H13L12 254L10 253ZM158 252V253H157ZM98 253H99V251H98ZM101 253V252H100ZM215 253H219V252H214V254ZM2 254V255H3ZM14 254V255H13ZM213 254V255H214ZM20 255V254H19ZM18 255V256H19ZM99 255V254H98ZM102 255V254H101ZM100 255V256H101ZM17 256V257H18ZM24 256V255H23ZM22 256V257H23ZM84 256V258L83 259H81V257H83ZM149 256H150V254H149ZM21 257V256H20ZM21 257V258H22ZM90 257V258H91ZM153 257H154V255H153ZM14 258H16V257H14ZM14 258H13V260H14ZM89 258V259H90ZM0 259H2V257H0ZM5 259H6V257H5ZM12 259V258H11ZM85 259V260H84ZM89 259H87V260H89ZM136 259V258H135ZM4 260V259H3ZM20 260V259H19ZM24 260V259H23ZM79 260V261H80ZM109 260V261H108ZM6 261V260H5ZM8 261V260H7ZM22 261V260H21ZM99 261V259H97V261L94 263V264H96L97 262ZM133 261H135V260H133ZM175 261H177V260H175ZM182 261H180V262H182ZM188 261L186 262V264L188 263ZM24 262V261H23ZM23 262H21V263H23ZM29 262V261H28ZM113 262V261H112ZM172 262V261H171ZM169 263V264H172V263ZM81 263V262H80ZM79 263V264H80ZM84 262H82V264H83ZM86 263H88L87 261L84 263V264H86ZM1 264V263H0ZM10 264V263H9ZM20 264V263H19ZM92 264V263H91ZM117 264H119V263H117ZM121 264V263H120ZM185 264V263H184Z\"/></svg>", "mask_w": 264, "mask_h": 264}, {"label": "snow or ice", "instance_id": "snow-or-ice-1", "mask_svg": "<svg viewBox=\"0 0 264 264\" xmlns=\"http://www.w3.org/2000/svg\"><path fill=\"white\" fill-rule=\"evenodd\" d=\"M229 6L233 9V11L235 10L236 7H238V5H236V4L228 5L227 3H225L224 5H222V7H229ZM162 147H163V145H162ZM261 163L264 164V160H262ZM262 171H264V169H262ZM261 180H264V176L261 177ZM58 183H60V182H58ZM64 183H67V181L65 180L63 183H60V186L63 187ZM4 251H11V249L0 250V255H2ZM23 264H29V262L25 261V262H23ZM44 264H49V262L44 261Z\"/></svg>", "mask_w": 264, "mask_h": 264}]
</instances>
